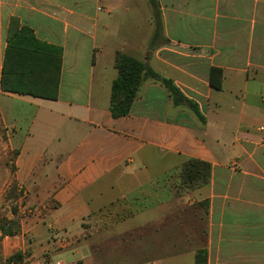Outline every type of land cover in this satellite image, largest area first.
<instances>
[{
	"label": "crops",
	"instance_id": "obj_1",
	"mask_svg": "<svg viewBox=\"0 0 264 264\" xmlns=\"http://www.w3.org/2000/svg\"><path fill=\"white\" fill-rule=\"evenodd\" d=\"M150 3L148 28L133 37L100 0H0V128L18 150L0 178L12 177L20 201L19 231L0 233L4 260L195 264L205 251L206 264H264V0ZM24 27L61 51L57 76L19 58V90L34 95L1 85L3 68L6 80L18 71L5 60L8 35ZM117 52L170 80L200 117L143 79L114 118ZM188 159L210 164L209 181L178 194Z\"/></svg>",
	"mask_w": 264,
	"mask_h": 264
},
{
	"label": "trees",
	"instance_id": "obj_2",
	"mask_svg": "<svg viewBox=\"0 0 264 264\" xmlns=\"http://www.w3.org/2000/svg\"><path fill=\"white\" fill-rule=\"evenodd\" d=\"M153 7H155L154 3ZM156 15L158 14L156 13ZM159 32L160 23L158 21L155 36L158 35ZM21 52H23L24 55H22ZM10 57H12L13 60L15 58L13 65L18 71L16 70L14 72L16 75L14 76V79L11 78L6 80L7 68H3L1 78L3 89L18 94L24 93L34 95L33 92H27L23 89L19 90V58L20 60H25L27 63L26 67L30 68V66L33 65V67L38 68L37 72L40 74L51 75L55 72L57 76L60 67L61 51L59 48L47 46L46 44L37 41L31 31L24 27L19 31H15L14 34L8 35L5 60L7 58L8 61V58ZM115 67L118 71V77L112 84L110 100V110L114 118L126 116L129 113L143 79H150L159 82L169 91L175 105H180L186 101L187 105L192 109L195 115L200 117L196 105L193 102L186 100L170 80L161 78L142 62L128 55L117 52L115 54ZM218 71L219 70L215 68H211L210 71L209 83L216 89L220 86L219 84L214 83L213 74ZM210 170V164L207 162L197 159H188L184 161L178 170L177 193L181 194L207 184L210 177ZM7 224L8 226L5 224L1 226V235L11 236L19 231L18 221H10ZM23 258L24 256L22 253L17 252L7 258L5 262L6 264L11 262L18 263L23 260ZM195 264H206L205 251H200L197 254L195 257Z\"/></svg>",
	"mask_w": 264,
	"mask_h": 264
},
{
	"label": "rangeland",
	"instance_id": "obj_3",
	"mask_svg": "<svg viewBox=\"0 0 264 264\" xmlns=\"http://www.w3.org/2000/svg\"><path fill=\"white\" fill-rule=\"evenodd\" d=\"M101 6H105L109 4L114 9V19L116 22H119V30H129V35L132 34V36H138L142 35V31H145L148 28V23L144 21L145 17L151 16V8L148 5V1L150 2H156V0H100ZM151 4V3H150ZM128 5L132 6L133 8L128 10L126 12V9H129ZM157 10L152 9V25L155 27L160 20L158 19V15L156 13ZM250 13V11H249ZM125 16L131 17L130 20L125 21ZM125 19V20H124ZM121 35H124L122 33ZM249 69L247 70V72ZM260 87V84H252L248 87L249 91H253L255 88ZM182 104V103H181ZM224 106V103H222ZM13 106H17L16 103H12ZM1 107L3 108V112L5 114L6 119H12V108H11V101H1ZM14 115V114H13ZM8 136L5 133L3 128H0V167H9L11 173L14 172V159L17 155L18 150L17 149H9L7 144ZM10 173V174H11ZM11 174V175H12ZM19 191L17 189V185L15 181L10 178L9 181H6L2 178H0V228L3 224L8 226V222H16L18 221L16 216L18 215V208H19ZM10 213H7V212ZM15 212V213H14ZM14 213V214H13ZM10 214L12 217H8ZM6 226V227H7ZM1 233V231H0ZM20 264H29L28 261L21 260L19 262ZM0 264H6L5 260L0 256Z\"/></svg>",
	"mask_w": 264,
	"mask_h": 264
},
{
	"label": "built area",
	"instance_id": "obj_4",
	"mask_svg": "<svg viewBox=\"0 0 264 264\" xmlns=\"http://www.w3.org/2000/svg\"><path fill=\"white\" fill-rule=\"evenodd\" d=\"M26 264V263H25Z\"/></svg>",
	"mask_w": 264,
	"mask_h": 264
}]
</instances>
